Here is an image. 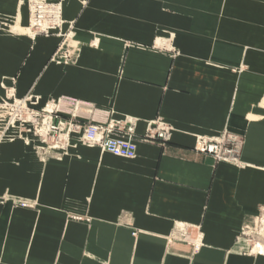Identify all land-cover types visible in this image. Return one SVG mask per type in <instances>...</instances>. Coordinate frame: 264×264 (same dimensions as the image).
Instances as JSON below:
<instances>
[{
    "label": "crops",
    "instance_id": "obj_1",
    "mask_svg": "<svg viewBox=\"0 0 264 264\" xmlns=\"http://www.w3.org/2000/svg\"><path fill=\"white\" fill-rule=\"evenodd\" d=\"M46 1L62 22L43 35L26 0H0V103L170 135L132 159L1 140L0 264H264V0ZM223 133L235 160L194 150Z\"/></svg>",
    "mask_w": 264,
    "mask_h": 264
},
{
    "label": "built area",
    "instance_id": "obj_2",
    "mask_svg": "<svg viewBox=\"0 0 264 264\" xmlns=\"http://www.w3.org/2000/svg\"><path fill=\"white\" fill-rule=\"evenodd\" d=\"M29 9L30 28L34 34L45 35L60 29L59 4L30 1ZM70 33L71 26L60 36L64 39ZM34 104L32 96L18 99L12 94L0 103L4 122L0 130V141L5 138L22 139L43 160L58 157V153H66L72 137L83 145L98 147L125 159L135 156L137 143L163 144L169 140L170 128L158 119L148 124L144 135H137L133 119L126 118L118 122L81 120L78 116L81 108L78 103H70L73 113L62 111L59 102L49 101L41 109L34 108ZM87 111L86 114L90 115L91 111ZM241 148L242 142L238 137L223 133L216 138L197 139L194 150L210 155L216 161H233L240 154Z\"/></svg>",
    "mask_w": 264,
    "mask_h": 264
},
{
    "label": "rangeland",
    "instance_id": "obj_3",
    "mask_svg": "<svg viewBox=\"0 0 264 264\" xmlns=\"http://www.w3.org/2000/svg\"><path fill=\"white\" fill-rule=\"evenodd\" d=\"M30 1H46V0H26V3H27V6H28V11L30 10L29 9V3H30ZM23 2V1H22ZM47 2V1H46ZM48 3H50V2H48ZM51 4H53V3H51ZM55 4H58V3H55ZM29 16H30V11H29ZM70 27V26H69ZM227 135H230V134H228L227 133ZM236 137H238L240 140H241V137L240 136H236ZM241 142H242V140H241ZM49 158H51V157H49ZM48 159V158H47Z\"/></svg>",
    "mask_w": 264,
    "mask_h": 264
},
{
    "label": "bare ground",
    "instance_id": "obj_4",
    "mask_svg": "<svg viewBox=\"0 0 264 264\" xmlns=\"http://www.w3.org/2000/svg\"><path fill=\"white\" fill-rule=\"evenodd\" d=\"M30 17V16H29ZM60 20H61V18H60ZM62 22V21H61ZM30 25H31V19H30ZM30 25H29V31H30V33H31V28H30ZM45 106V105H44ZM43 106V107H44ZM34 108H35V106H34ZM42 108V107H41ZM41 108H39V109H41ZM37 109V108H36ZM6 139H12V138H5V139H3V140H6ZM78 140V139H77ZM29 146H31V145H29ZM32 147V146H31ZM70 147V146H69ZM69 149V148H68ZM68 149H67V151H68ZM66 151V152H67ZM65 153H62V154H60V153H58L57 154V156L59 157V156H62V155H64Z\"/></svg>",
    "mask_w": 264,
    "mask_h": 264
}]
</instances>
